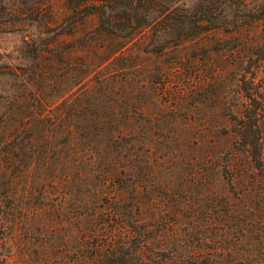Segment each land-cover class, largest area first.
Masks as SVG:
<instances>
[{
	"label": "trees",
	"instance_id": "obj_1",
	"mask_svg": "<svg viewBox=\"0 0 264 264\" xmlns=\"http://www.w3.org/2000/svg\"><path fill=\"white\" fill-rule=\"evenodd\" d=\"M251 2L0 0V34L22 36L0 49V264L248 261L196 211L217 186L262 199L242 179L264 174Z\"/></svg>",
	"mask_w": 264,
	"mask_h": 264
},
{
	"label": "rangeland",
	"instance_id": "obj_2",
	"mask_svg": "<svg viewBox=\"0 0 264 264\" xmlns=\"http://www.w3.org/2000/svg\"><path fill=\"white\" fill-rule=\"evenodd\" d=\"M252 5L260 6L262 17L260 20L248 27L242 35L251 39V41L257 42L261 46H264V0H252ZM93 21H89L86 27L92 26ZM213 37H221L226 39L228 35L219 32L212 35ZM22 36L19 33H3L0 34V49H5L10 52L12 56L17 54V49L21 44ZM255 59V58H253ZM254 61V60H253ZM244 66L249 68V73L246 76L247 81L253 80V84L259 82L262 77L261 66L258 63H243ZM10 80L7 78H0V89H7ZM264 94V88L255 87V91ZM261 101V99H259ZM205 108V107H204ZM259 124L261 127V143L263 149L264 160V114L259 118ZM224 143V142H223ZM233 162L239 168L240 173L245 172V165L247 163V157L245 155L238 154L234 157ZM255 177H242L243 180L253 182V191L258 190V194L262 197L261 200L247 198V200L235 199L237 190L233 192H224L221 187H213L214 200L202 201L199 205V209L196 211V219L201 223H210L208 230L203 231L205 237L212 238L214 246L218 247V251L225 256L229 261H235V259L248 257V261L245 264H263L264 256V174L253 175ZM231 176L226 175L223 179L225 182L230 179ZM249 184L246 182L244 185ZM247 186V187H249ZM256 186V187H255ZM227 189H231L230 185H226ZM255 189V190H254ZM253 191L251 197H253ZM222 194H227L232 200L227 206L224 205ZM209 195V194H208ZM239 196V195H238ZM241 197V196H240ZM243 263V262H242ZM1 264H17L14 259L9 258L3 260Z\"/></svg>",
	"mask_w": 264,
	"mask_h": 264
}]
</instances>
